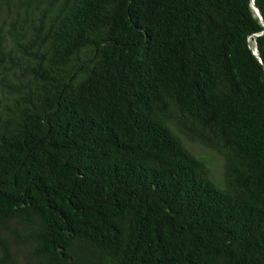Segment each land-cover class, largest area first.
Wrapping results in <instances>:
<instances>
[{"label": "trees", "instance_id": "trees-1", "mask_svg": "<svg viewBox=\"0 0 264 264\" xmlns=\"http://www.w3.org/2000/svg\"><path fill=\"white\" fill-rule=\"evenodd\" d=\"M253 4L0 0V264H264Z\"/></svg>", "mask_w": 264, "mask_h": 264}, {"label": "rangeland", "instance_id": "rangeland-1", "mask_svg": "<svg viewBox=\"0 0 264 264\" xmlns=\"http://www.w3.org/2000/svg\"><path fill=\"white\" fill-rule=\"evenodd\" d=\"M190 149L207 163L210 178H212L217 183H221L223 159L216 152L199 145H190Z\"/></svg>", "mask_w": 264, "mask_h": 264}, {"label": "water", "instance_id": "water-1", "mask_svg": "<svg viewBox=\"0 0 264 264\" xmlns=\"http://www.w3.org/2000/svg\"><path fill=\"white\" fill-rule=\"evenodd\" d=\"M253 7H254V9H255L257 15L263 20V17H262V15H261L260 11L256 8L255 4H253ZM263 22H264V20H263ZM255 54H257V51L255 52Z\"/></svg>", "mask_w": 264, "mask_h": 264}]
</instances>
